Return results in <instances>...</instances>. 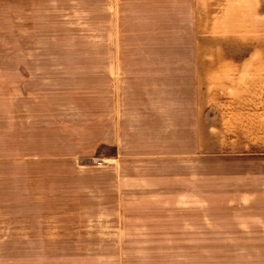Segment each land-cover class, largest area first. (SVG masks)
Wrapping results in <instances>:
<instances>
[{"label": "crops", "instance_id": "obj_1", "mask_svg": "<svg viewBox=\"0 0 264 264\" xmlns=\"http://www.w3.org/2000/svg\"><path fill=\"white\" fill-rule=\"evenodd\" d=\"M14 2L28 34L33 25L52 28L55 15L64 34L72 29L92 43H61V59L12 61L13 139L21 111L30 131L36 82L46 117L67 126L70 156L114 150L94 168L117 170L141 148H172L188 166L199 154L208 192L219 191L221 211L233 218L179 228L209 242L252 245L230 253L235 263L222 254L220 264H264V0ZM36 46L53 51L51 43ZM191 189L185 195H197Z\"/></svg>", "mask_w": 264, "mask_h": 264}, {"label": "rangeland", "instance_id": "obj_2", "mask_svg": "<svg viewBox=\"0 0 264 264\" xmlns=\"http://www.w3.org/2000/svg\"><path fill=\"white\" fill-rule=\"evenodd\" d=\"M18 6L0 0V264H220L224 253L252 251V245L209 242L195 228L192 234L179 228L233 218L221 211L219 191L208 192L207 164L199 154L188 166L179 165L172 148H141L117 170L94 168L114 150L70 156L67 126L58 115L46 117L36 82L29 85L38 93L30 100L36 104L30 131L17 105L23 124L13 139L12 61H43L50 54L61 59V43H92V36L77 37L72 29L64 34L55 15L52 28L33 25L28 34L14 15ZM45 43L52 52L35 47ZM29 45L36 50H22ZM63 58L72 59L67 53ZM189 188L197 195H185Z\"/></svg>", "mask_w": 264, "mask_h": 264}]
</instances>
